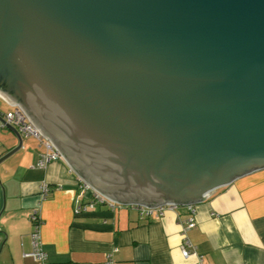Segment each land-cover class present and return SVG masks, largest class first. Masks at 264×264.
I'll use <instances>...</instances> for the list:
<instances>
[{"label": "water", "instance_id": "water-1", "mask_svg": "<svg viewBox=\"0 0 264 264\" xmlns=\"http://www.w3.org/2000/svg\"><path fill=\"white\" fill-rule=\"evenodd\" d=\"M0 99L116 205L195 206L264 170V0H0Z\"/></svg>", "mask_w": 264, "mask_h": 264}, {"label": "crops", "instance_id": "crops-1", "mask_svg": "<svg viewBox=\"0 0 264 264\" xmlns=\"http://www.w3.org/2000/svg\"><path fill=\"white\" fill-rule=\"evenodd\" d=\"M17 145L9 129L0 130V158ZM45 153L35 138H23L22 148L0 165V264H264V170L194 206L196 226L186 238L195 255L185 258L188 207L166 210L160 218L99 204L76 214V200L91 203L90 192L81 196L79 177L64 160L39 167ZM43 185L49 188L44 199ZM34 212L44 262L31 256Z\"/></svg>", "mask_w": 264, "mask_h": 264}, {"label": "built area", "instance_id": "built-area-1", "mask_svg": "<svg viewBox=\"0 0 264 264\" xmlns=\"http://www.w3.org/2000/svg\"><path fill=\"white\" fill-rule=\"evenodd\" d=\"M1 118L4 120V123L0 121V130L6 128V125H10L14 127L22 136L24 139H30L35 138L41 145H43L46 149V153L41 157V160L39 161V167H44L48 163L52 161L62 160L61 155L58 153V151L52 146L51 142L47 140L43 135L39 133V131L29 122L26 115L16 107H10V110L6 113H0ZM80 185L82 186L81 196H84L85 192L86 194L90 192L91 195V203L89 204H83L80 199L76 200V214H81L86 212L89 208L95 207V205L101 204L106 205L111 209L115 208H121L123 206H118L112 201L108 200L107 198L100 195L98 192L90 188L86 183H84L82 180H80ZM42 189V199H44L48 193L49 188L47 185H43L41 187ZM132 207L136 210H138V213L141 218H147V217H156L160 218L163 216L164 212L166 210H175L176 206H163L155 209L150 208H143L138 206H127ZM190 211V218L188 219L186 225L182 228V236L184 239V243L182 244V255L183 257L187 258L190 255H195V250L191 246L190 242L186 238V232L196 226V215H195V209L194 206L188 207ZM31 222L34 224V233L32 236L33 240V252L31 256L38 262H44L46 260V255L42 249V246L39 242V227H40V219L38 218V215L36 212L32 214L30 217Z\"/></svg>", "mask_w": 264, "mask_h": 264}, {"label": "rangeland", "instance_id": "rangeland-1", "mask_svg": "<svg viewBox=\"0 0 264 264\" xmlns=\"http://www.w3.org/2000/svg\"><path fill=\"white\" fill-rule=\"evenodd\" d=\"M6 106L7 105H5V103L0 99V109H2L3 112H5L7 110V108L9 107V106L8 107H6Z\"/></svg>", "mask_w": 264, "mask_h": 264}, {"label": "trees", "instance_id": "trees-1", "mask_svg": "<svg viewBox=\"0 0 264 264\" xmlns=\"http://www.w3.org/2000/svg\"><path fill=\"white\" fill-rule=\"evenodd\" d=\"M99 205H101V204H99ZM118 208V207H117Z\"/></svg>", "mask_w": 264, "mask_h": 264}]
</instances>
